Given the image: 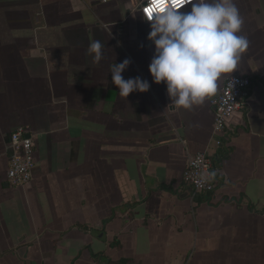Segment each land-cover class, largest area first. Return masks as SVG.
<instances>
[{"label":"crops","instance_id":"1","mask_svg":"<svg viewBox=\"0 0 264 264\" xmlns=\"http://www.w3.org/2000/svg\"><path fill=\"white\" fill-rule=\"evenodd\" d=\"M143 2L0 0V264H264V0H234L249 48L190 110L152 82ZM125 59L149 91L119 95L110 68ZM232 76L252 80L249 105L217 136L212 102ZM20 128L36 170L13 188ZM199 153L214 193L183 182Z\"/></svg>","mask_w":264,"mask_h":264},{"label":"clouds","instance_id":"2","mask_svg":"<svg viewBox=\"0 0 264 264\" xmlns=\"http://www.w3.org/2000/svg\"><path fill=\"white\" fill-rule=\"evenodd\" d=\"M186 5L190 9L181 11ZM142 11L150 23L147 39L154 45L148 71L152 82L166 85L177 108L190 110L213 96L249 48L247 36L241 34L244 18L234 0H146ZM101 49L99 41H92L87 50L97 63ZM130 63L125 59L110 68L112 83L123 98L150 89L141 77H123Z\"/></svg>","mask_w":264,"mask_h":264},{"label":"built area","instance_id":"3","mask_svg":"<svg viewBox=\"0 0 264 264\" xmlns=\"http://www.w3.org/2000/svg\"><path fill=\"white\" fill-rule=\"evenodd\" d=\"M145 3L146 0L139 8L142 16ZM231 80L234 81L233 84ZM251 86L252 80L247 77L232 76L226 80L220 95L212 102L214 133L217 136L225 133L228 121L236 112L247 108ZM217 143L220 144V141ZM9 148L11 156L7 183L13 188H20L32 182L34 178L36 170L35 144L28 132L24 128H20L12 134ZM183 182L192 190L193 194H211L216 191L213 163L207 154L199 153L189 159L183 173Z\"/></svg>","mask_w":264,"mask_h":264},{"label":"trees","instance_id":"4","mask_svg":"<svg viewBox=\"0 0 264 264\" xmlns=\"http://www.w3.org/2000/svg\"><path fill=\"white\" fill-rule=\"evenodd\" d=\"M125 264V263H124Z\"/></svg>","mask_w":264,"mask_h":264}]
</instances>
